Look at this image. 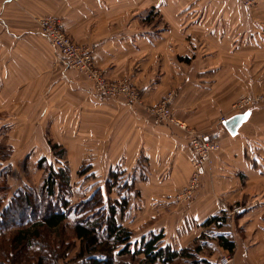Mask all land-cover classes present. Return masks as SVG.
I'll use <instances>...</instances> for the list:
<instances>
[{"label":"crops","instance_id":"obj_1","mask_svg":"<svg viewBox=\"0 0 264 264\" xmlns=\"http://www.w3.org/2000/svg\"><path fill=\"white\" fill-rule=\"evenodd\" d=\"M247 1L0 0V79L13 93L27 87L25 106L41 104L33 89L49 94L39 118L51 120L53 136L83 138L77 142L93 153L87 164L93 183L104 185L114 170L133 183L122 226L139 216L166 218L143 226L135 239L163 234V246L178 252L198 244L193 257L170 264H224L228 254L231 264H264V108L249 110L235 137L220 125L239 114L234 105L241 97L264 94V66L253 64L254 52L264 51V0H255L254 11ZM46 16L91 49L109 80L128 78L142 107L93 97L91 84L66 69L42 35ZM172 91L174 117L221 147L199 198L184 211L174 196L191 174L189 138L144 108ZM228 204L242 211L229 217ZM212 218L223 221L206 224ZM220 235L235 244L233 253L221 247Z\"/></svg>","mask_w":264,"mask_h":264},{"label":"trees","instance_id":"obj_2","mask_svg":"<svg viewBox=\"0 0 264 264\" xmlns=\"http://www.w3.org/2000/svg\"><path fill=\"white\" fill-rule=\"evenodd\" d=\"M36 165L47 174L38 191L29 185L9 197L0 174V264H35V259L36 264H57L67 260L72 249L64 237L67 228L80 244L73 260L82 264H136L139 257H143L140 264H170L177 257H193L190 249L178 252L163 246V234L137 240L120 224L134 188L129 180H123L120 170L112 171L103 185L93 183L95 176L89 174V167L72 181L66 164L56 169L42 157ZM89 182L95 189L92 193L87 190ZM221 221L212 218L206 224ZM218 239L221 247L234 252L235 244L226 236ZM30 250L35 254L33 259ZM125 257L130 261L122 260Z\"/></svg>","mask_w":264,"mask_h":264},{"label":"rangeland","instance_id":"obj_3","mask_svg":"<svg viewBox=\"0 0 264 264\" xmlns=\"http://www.w3.org/2000/svg\"><path fill=\"white\" fill-rule=\"evenodd\" d=\"M254 4L252 5L250 9L254 8ZM250 9H247V10H250ZM43 42L44 43H41V45H44V48L45 47L50 48V46L45 41ZM253 64L259 67L264 66V51L263 50L254 52ZM32 76L34 79L36 75L32 74ZM7 84H8V81L6 78L0 79V174L3 175L2 185L8 186L7 188L8 196L11 197L16 191L26 188L29 185L33 186L36 189V191L41 189L47 174L44 170L37 169L36 163L42 157H46L48 161L56 169L60 165L64 164L63 166H65L66 164L68 166V169L70 170L72 181H76L78 179V175L80 174V172H83L85 168H88L87 164L89 163V159L92 158V155H93L92 151L88 150L87 144L85 142L83 143L81 142V144L80 142H77L79 140L82 141L83 138H72V137H59L58 138L52 135L51 120H42L41 118H39L41 110L39 111L38 109L42 104H44V101H43L44 99H48V98L50 99L49 94L46 95L45 93H43V90L33 89L32 90L34 92L33 98L35 99V101H40L41 104L33 105L31 107V105L27 106V101H26V106H25L24 101H22L23 100L22 97L24 95V90L27 89V87L25 89L16 88L15 92L13 93L12 89L8 90ZM260 91L262 93L264 92L263 89H261ZM170 93H174V92L172 91ZM174 96H175V93H174ZM259 96H264V94L257 95V96L241 97L239 101L234 105V108L236 105H238L241 101L245 99H249V98L254 99ZM142 104H143V97L141 95V102L139 105L135 107V109L141 106ZM29 107H31V110L32 109L33 110L32 111L28 110L27 108ZM144 108L147 111V108L149 107L147 106ZM262 108H264V102L256 103L250 106L249 110H258ZM244 110L245 109L241 110L240 108L235 109V111L238 113ZM221 120H220V125H221ZM164 125H167V124H164ZM167 127H170V128L172 127V128L179 130L182 133H185L178 127L171 126V125H167ZM189 128H192V127L189 126ZM185 134L187 135V133ZM78 145L83 150L81 154L76 151L78 148L77 147ZM54 146H59V148L55 150L53 149ZM214 153H212L211 155V162L205 168V172L207 170L212 169L213 161H214V158H213ZM79 155L80 157L78 158ZM57 157H61L62 162H60V160ZM102 169H100L102 173L101 178H104L105 171ZM194 172H195V168L193 166V163H191V174H190V177L187 183L174 196V202L176 203L175 207L177 209H180L181 211L187 210L190 207H192L196 203L201 192L203 191L204 175L200 177V180H199L200 184H199V187L194 192V198L190 201H187L185 197H183V194H184L183 191L185 190L186 187H188L190 179L192 175L194 174ZM90 184H92V182H89L88 184L89 187L87 190H89L90 193H92L95 189L92 190L93 185H90ZM97 184H102V182H98ZM178 195H181L182 199L179 201L178 200L176 201L175 197ZM236 208H237L236 205L228 204L229 217L231 214L234 215L233 212L234 210H236ZM164 220H166V218L163 215L161 217H157L156 220H154L152 217L139 216L138 219L137 218L134 219L133 222L131 223L128 221L126 222L125 219L122 220V222L126 229L133 232V234H137L139 233V231L141 230L143 226L155 225ZM72 236H73L72 231L70 230V228H67V230H65L64 237L67 239V244L68 245L70 244L72 249H70L69 258L67 260H64L63 262H58L57 264H82L80 262L73 260L75 254L79 251L80 244ZM197 246H198L197 243L191 246L190 250L192 251V253L195 252V250L197 249ZM211 251H212L211 249H208L209 253H211ZM50 252L51 254H53V251H50ZM28 254L32 259L34 258L35 254L33 253L32 250L28 251ZM227 256L233 258L232 254H228ZM122 260L127 261V262L130 261L128 257H125ZM142 260L143 258L140 257L136 259L135 262L136 264H140ZM34 261L36 264L37 259H35ZM46 264H53V262L52 263L47 262Z\"/></svg>","mask_w":264,"mask_h":264},{"label":"built area","instance_id":"obj_4","mask_svg":"<svg viewBox=\"0 0 264 264\" xmlns=\"http://www.w3.org/2000/svg\"><path fill=\"white\" fill-rule=\"evenodd\" d=\"M255 0H248L245 4L250 9ZM39 28L44 37L48 39L52 47L59 54L60 60L66 69L76 71L91 84V94L99 100H113L122 102L130 108H135L141 102V92L130 83L128 78L109 80L103 71L96 65L91 49L85 45L74 42L63 30L61 22L53 16H46L39 21ZM174 93H170L157 106L147 108V112L154 116L157 123L178 127L189 138V145L193 154L192 163L195 172L192 175L188 187L183 191V197L187 201L194 198V192L199 187L200 177L204 174L205 168L211 162L212 153L220 149L217 140L206 134L189 128L186 124L178 121L172 112ZM264 102V96L254 99H245L235 106V109L249 111L250 106ZM240 112V113H242ZM221 120V125L225 122ZM186 195V196H185ZM176 201L181 200V195L175 197ZM242 209L234 210L233 214L241 212ZM224 264H231V257H224Z\"/></svg>","mask_w":264,"mask_h":264},{"label":"water","instance_id":"obj_5","mask_svg":"<svg viewBox=\"0 0 264 264\" xmlns=\"http://www.w3.org/2000/svg\"><path fill=\"white\" fill-rule=\"evenodd\" d=\"M251 117V112L250 111H245L243 113L236 114L226 120L223 123V126L225 129L228 131V133L235 137L238 134L239 129L248 122V120Z\"/></svg>","mask_w":264,"mask_h":264}]
</instances>
